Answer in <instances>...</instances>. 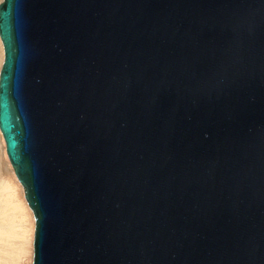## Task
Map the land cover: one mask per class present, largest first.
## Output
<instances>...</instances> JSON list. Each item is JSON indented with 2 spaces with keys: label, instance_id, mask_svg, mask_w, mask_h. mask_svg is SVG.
I'll return each mask as SVG.
<instances>
[{
  "label": "water",
  "instance_id": "95a60500",
  "mask_svg": "<svg viewBox=\"0 0 264 264\" xmlns=\"http://www.w3.org/2000/svg\"><path fill=\"white\" fill-rule=\"evenodd\" d=\"M0 40L32 264H264V0H3Z\"/></svg>",
  "mask_w": 264,
  "mask_h": 264
},
{
  "label": "bare ground",
  "instance_id": "6f19581e",
  "mask_svg": "<svg viewBox=\"0 0 264 264\" xmlns=\"http://www.w3.org/2000/svg\"><path fill=\"white\" fill-rule=\"evenodd\" d=\"M3 0H0V4ZM4 51L0 40V70ZM1 135V134H0ZM6 157L5 144L0 138V264H32L34 217L23 203L24 192L11 182L2 170ZM4 160V159H3ZM7 168V167H6ZM14 173V172H13ZM10 178V179H9ZM13 181V180H12Z\"/></svg>",
  "mask_w": 264,
  "mask_h": 264
},
{
  "label": "rangeland",
  "instance_id": "374dc122",
  "mask_svg": "<svg viewBox=\"0 0 264 264\" xmlns=\"http://www.w3.org/2000/svg\"><path fill=\"white\" fill-rule=\"evenodd\" d=\"M1 134V133H0ZM2 137V135H0V138ZM3 139V138H2ZM4 142V141H3ZM4 159V160H3ZM2 160H1V164H2V170H3V172L5 173V174H7L8 176H9V171H10V180H11V182L14 184L15 183V185H17V188H19L21 191H23L24 192V190H23V187L21 186V184L19 183V181L17 180V178H16V176H15V174L13 173L14 171H13V168H12V166L10 165V163H9V161H8V158H7V156L5 157V158H3ZM7 167V168H6ZM13 180V181H12ZM22 198H23V203L25 204V205H27V203H26V201H25V197H24V195L22 196ZM28 206V205H27ZM30 212V215H31V217L33 216V214H32V211L30 210L29 211ZM34 229H35V222H34Z\"/></svg>",
  "mask_w": 264,
  "mask_h": 264
}]
</instances>
